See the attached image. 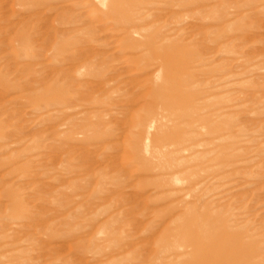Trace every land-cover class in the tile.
<instances>
[{"label": "rangeland", "instance_id": "rangeland-1", "mask_svg": "<svg viewBox=\"0 0 264 264\" xmlns=\"http://www.w3.org/2000/svg\"><path fill=\"white\" fill-rule=\"evenodd\" d=\"M220 232L264 264V0H0V264Z\"/></svg>", "mask_w": 264, "mask_h": 264}, {"label": "bare ground", "instance_id": "bare-ground-1", "mask_svg": "<svg viewBox=\"0 0 264 264\" xmlns=\"http://www.w3.org/2000/svg\"><path fill=\"white\" fill-rule=\"evenodd\" d=\"M232 239L220 232L208 244H204L199 238L194 240L195 264H236L239 252L230 248L234 243Z\"/></svg>", "mask_w": 264, "mask_h": 264}]
</instances>
